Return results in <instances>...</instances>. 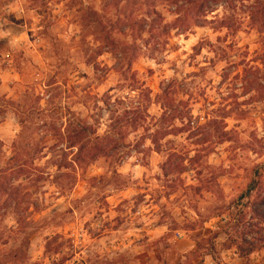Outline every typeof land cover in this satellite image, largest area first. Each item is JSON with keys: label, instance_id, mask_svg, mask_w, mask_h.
<instances>
[{"label": "rangeland", "instance_id": "374dc122", "mask_svg": "<svg viewBox=\"0 0 264 264\" xmlns=\"http://www.w3.org/2000/svg\"><path fill=\"white\" fill-rule=\"evenodd\" d=\"M263 4L213 3L180 35L161 34L170 0H0V264H264L248 223L264 197ZM131 14L147 18L139 82L111 53L134 41ZM170 103L194 128L176 130ZM79 124L114 151L77 161L63 137Z\"/></svg>", "mask_w": 264, "mask_h": 264}, {"label": "trees", "instance_id": "16d2710c", "mask_svg": "<svg viewBox=\"0 0 264 264\" xmlns=\"http://www.w3.org/2000/svg\"><path fill=\"white\" fill-rule=\"evenodd\" d=\"M223 0H170V5L173 8V13L176 15V18L174 21L170 22L169 25L165 24L163 26V31H161V34H163L164 31H166L168 34L175 30L177 34H184L186 32H189L194 27L197 26H205L208 20V15L214 11L212 8L213 3H218ZM240 2H244L247 0H239ZM152 9L148 11L147 17L153 18V22L156 19H163L162 13L156 8L157 5L151 6ZM259 10V9H258ZM258 10H252L251 11V18L254 20L257 16V14L264 15V4L262 5L261 11L258 12ZM262 12V13H261ZM145 23H147V18L141 17L138 18L135 14H131L127 16L125 20V26L132 31L131 35L134 38V41L132 42H120V45L114 42L112 40L111 44L113 43L115 45L114 50L111 51L112 54L115 56H118L119 59L122 61L123 64H126L127 68L126 71L128 73H131L133 76L134 81L139 82L136 79V75L134 72H132V66L134 62L141 56V48L136 43L137 38H139L141 32L140 30H145ZM226 24L227 22H222ZM155 30V26L151 27ZM157 30V29H156ZM155 36H159V34H154ZM132 91H135V88L131 89ZM169 98V96H168ZM134 105V104H133ZM165 105V104H164ZM165 107L170 109V121L172 120H182L186 121V125L183 127H177L176 130L183 131L184 129H191L194 128L195 121L192 119L193 117V111L191 108H186L185 110H181L180 108L175 107L170 103V106ZM140 105L131 106L130 108L127 107L125 109L126 115H133L130 117V120L132 121V125L134 128H137L142 120L147 119V115H143ZM166 114V112H165ZM164 114V115H165ZM216 123V122H215ZM199 124V123H198ZM197 124V125H198ZM201 129V128H200ZM88 126L86 125H78L76 128L71 129L68 135L66 137H63V141L66 142V146L69 149H77V156L76 160L79 162H86V160L93 161L98 159L101 156H108L111 151H114L116 147L112 146L113 138L107 136H97L94 139L86 138L87 132H88ZM167 130L158 129L150 136V139L154 146L158 147V150H160V140L164 137H166V134L169 135V132H166ZM82 157V158H81ZM169 159V158H168ZM75 160V161H76ZM59 167H63V164L58 165ZM12 183H15V179ZM5 187V186H3ZM13 189H17V187L14 186V184L11 185ZM5 192V191H4ZM259 205L256 207V209L253 210V215L251 216V219H258L259 221L257 224H254L252 222H248L253 227H258V231H264V197L260 198ZM224 212H222V215L224 216ZM230 222H226L224 225L220 227V230H224L225 232L228 231V228H226ZM264 237V234H263ZM244 243H248V240L246 238L243 239ZM242 249V248H240ZM255 250V246L252 245L251 248L248 250H242L244 251V255L251 254Z\"/></svg>", "mask_w": 264, "mask_h": 264}]
</instances>
